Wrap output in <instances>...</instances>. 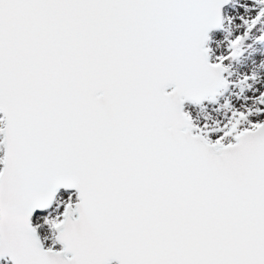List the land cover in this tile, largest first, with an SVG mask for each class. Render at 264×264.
<instances>
[{
	"label": "snow or ice",
	"instance_id": "snow-or-ice-1",
	"mask_svg": "<svg viewBox=\"0 0 264 264\" xmlns=\"http://www.w3.org/2000/svg\"><path fill=\"white\" fill-rule=\"evenodd\" d=\"M0 264H264V0H0Z\"/></svg>",
	"mask_w": 264,
	"mask_h": 264
}]
</instances>
